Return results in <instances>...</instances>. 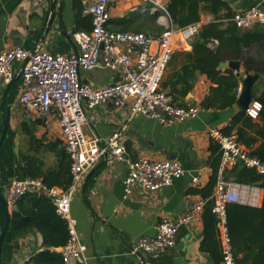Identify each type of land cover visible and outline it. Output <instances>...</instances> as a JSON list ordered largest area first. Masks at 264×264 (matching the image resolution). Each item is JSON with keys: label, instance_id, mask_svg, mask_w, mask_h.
Returning a JSON list of instances; mask_svg holds the SVG:
<instances>
[{"label": "crops", "instance_id": "0c3cea01", "mask_svg": "<svg viewBox=\"0 0 264 264\" xmlns=\"http://www.w3.org/2000/svg\"><path fill=\"white\" fill-rule=\"evenodd\" d=\"M167 1L160 0L165 6ZM223 1L235 13L259 4V0ZM50 2V0H0V53L16 46L31 52L45 51L63 56L77 52L72 33L79 30L88 31L91 28L90 23H85L84 18L78 19L77 14L86 17L83 10L92 0H56L53 20L48 26ZM150 7H153V4L145 0H113L109 5L108 28L111 31H118V25L125 22L124 19L142 21L143 16H151L143 11ZM211 18L209 14H202L201 23L206 24ZM156 25L162 31L157 21ZM188 50L190 47L185 51ZM20 66V63H14L11 81L0 86L1 106L10 97L6 92L9 86L15 81L17 85L15 96L7 107L10 113L9 128L0 147V192L3 196L13 179L27 178L24 175L23 158L27 156L38 158L43 162L41 169L47 170L56 167L59 152L64 150L56 114L51 112L42 115L30 111L19 101L23 89ZM243 73L244 68L240 65L239 74L243 76ZM80 78L83 83L101 87L116 82L120 75L117 70L103 67L99 60L93 70L80 72ZM211 86L206 76L198 75L193 90L184 99L186 106H199L197 117L171 126L161 125L142 116H135L129 120L127 108L98 106L85 109L86 121L83 131L88 138L104 141L125 127L121 134V143L129 159L144 157L161 161L170 159L173 155L174 160L183 167L184 173L174 179L170 186L162 187L155 192L138 188L126 197L122 183L127 170L126 164L121 162L106 164L99 161L84 176L71 200V213L77 221L76 228L81 240L86 245V260L81 263L75 261L72 264H140L135 256L129 254V249L136 239L156 235L157 226L164 219H178L185 210L187 197H201L191 191L203 189L211 176L208 147L212 138L209 131L218 129L221 132L229 125L231 118L241 110L237 102L224 110L203 108L201 101ZM263 89L264 79L259 76L253 85L252 94L259 95ZM237 129L248 144L241 145L248 154L264 150V118L259 116L258 119L251 120L249 125L241 123ZM236 130H233L232 134L236 135ZM29 131L40 141L35 145L36 149L29 145L26 136ZM65 154L71 166V161L66 152ZM95 169L98 170V174L87 187L88 177ZM230 169L232 167L228 168ZM196 175L199 177L198 184L192 182ZM35 180L42 182L41 178ZM52 187L61 189L58 186ZM246 187L258 192V202L256 205L233 203L250 207L248 209L251 210L249 213L244 212L246 215L243 217L244 238L235 246V250L237 260L241 264H252L259 252L257 237L263 238L264 235L262 219L255 212L261 207L264 190ZM30 193L40 192L32 191L27 194ZM15 209L16 207L10 210V213ZM201 217L200 215L190 224L181 225L177 230L174 246L158 255L147 257L149 264H216L210 255L201 249L204 237ZM237 220L239 221L240 217ZM1 227L0 223V231ZM221 228L222 225L218 224V240ZM42 242V235L35 229L24 235L7 230L2 242L0 264H31L33 255L45 249ZM55 251L59 252L60 248Z\"/></svg>", "mask_w": 264, "mask_h": 264}, {"label": "built area", "instance_id": "2783aa9c", "mask_svg": "<svg viewBox=\"0 0 264 264\" xmlns=\"http://www.w3.org/2000/svg\"><path fill=\"white\" fill-rule=\"evenodd\" d=\"M112 1L92 0L84 8V15L91 18V28L72 33V39L78 48L73 55L31 52L21 46L0 53V86L11 81L13 65L20 63L23 89L19 101L30 111L42 115L51 112L56 114L64 150L71 161V184L66 190L47 187L40 180L13 179L4 196L9 211L16 207L25 194L32 191L40 192L51 200L56 213L67 226L68 240L59 251L62 264L86 260V245L77 231V221L71 213L70 204L84 176L99 161L106 164H126L127 170L122 180L126 197L134 189L155 192L170 186L174 179L184 173L181 164L174 159H129L121 143L125 127L104 141L88 138L83 131L85 109L98 106L127 108L129 120L142 116L164 126L185 122L197 117L199 113L197 105L178 106L170 94L161 90L160 85L173 53L190 47L201 21L178 28L172 23L165 4L160 0H145L152 3L153 7L143 11L155 17L162 28L159 34L111 31L108 25L109 5ZM263 5L264 0H259V4L236 12L230 21L240 29L264 25ZM99 60L103 67L117 70L119 80L101 87L83 83L80 72L93 70ZM239 91L240 89L238 94ZM262 108L261 102L253 99L245 114L252 120L258 119ZM209 133L220 151L217 179L211 197L214 202L212 212L222 225V264H234L225 227V206L230 203L256 205L258 192L225 180L224 173L228 168L242 163L244 167L254 169L264 176V162L249 155L236 141L234 134L223 135L218 129H211ZM192 182L199 183L198 175L193 177ZM205 202L201 197H187L185 210L178 219H164L158 224L156 235L138 237L130 247L129 254L135 256L140 264H149L147 257L158 255L174 246L177 230L181 225L190 224L202 215Z\"/></svg>", "mask_w": 264, "mask_h": 264}, {"label": "trees", "instance_id": "16d2710c", "mask_svg": "<svg viewBox=\"0 0 264 264\" xmlns=\"http://www.w3.org/2000/svg\"><path fill=\"white\" fill-rule=\"evenodd\" d=\"M166 9L172 23L178 28L199 23L202 14L212 16L211 21L201 24L198 33L190 42V50L175 51L165 70L160 88L170 94L178 106L186 107L184 99L193 90L198 75L206 76L212 84L209 90L210 109L224 110L235 105L239 95V75L230 68L219 70V65L226 61H239L245 71L250 74H258L264 79V25H255L249 29L237 28L230 21L235 12L223 0H168ZM80 16V13L77 14L78 19L84 18L85 23L91 25L89 16ZM124 20L125 22L118 25V31L127 32L132 27L140 28L142 22L149 24L150 20H155V17L148 16L142 21ZM16 87L15 81L6 90L10 97L0 106V120L4 118L5 109L15 96ZM252 96L254 100L261 102L263 108L260 117L264 118V89L259 95L253 93ZM251 120L246 116L245 111L240 110L231 118L229 125L221 130V133L230 135L233 130L238 128L239 124L249 125ZM235 134L236 141L240 145L248 146L239 129ZM26 136L30 147L36 149L35 145L40 141L35 139L31 131ZM208 150L210 152L208 164L212 171L209 182L203 189H196L191 193L199 194L206 200L201 215L204 230L201 249L210 255L214 263L219 264L223 261L221 241L218 240L217 232L219 219L212 212L214 202L211 195L217 179L220 151L213 139L209 142ZM249 155L264 162V150H257ZM23 160L25 162V177L41 178L47 187L58 186L63 190L69 187L71 183L70 162L63 149L59 152L58 164L51 169L42 170L43 162L33 156H27ZM97 169L93 170L88 177L87 187L92 178L98 174ZM224 178L240 185L264 190V176L259 175L254 169L244 167L242 163H237L232 169L225 171ZM248 208L250 207L233 203L225 206V227L234 264H241L237 260L235 246L244 238L242 233L243 217L246 216L244 215L245 211L248 213L251 211ZM255 212L260 215L263 222L264 198L261 207ZM238 217H240L239 221ZM3 222L4 212L0 204L1 225ZM33 229L42 235V244L45 249L33 255L31 264H62L61 254L55 250L66 244L68 240L67 226L56 213L51 200L42 193L25 194L17 202L16 209L10 213L8 231L24 235ZM262 229L264 233V224H262ZM257 240L259 252L254 257L252 264H264V235L263 238L258 236Z\"/></svg>", "mask_w": 264, "mask_h": 264}, {"label": "water", "instance_id": "95a60500", "mask_svg": "<svg viewBox=\"0 0 264 264\" xmlns=\"http://www.w3.org/2000/svg\"><path fill=\"white\" fill-rule=\"evenodd\" d=\"M50 1H51L50 2V17L48 19V24H47L48 26L51 25L52 20H53L56 0H50ZM240 65L241 64L239 61H226L219 65V70H225L226 68H230L234 70L236 74L239 75L240 91H239V95L237 98V104L241 110L245 111L248 105L253 100L252 88H253L254 83L259 78V75L250 74L244 70L243 76H241L239 74ZM201 106L205 109L209 108L210 106V93L209 92L203 97L201 101ZM9 121H10L9 108H6L4 118L0 120V147L5 139L7 130L9 128ZM170 159H175V157L172 155ZM0 204L4 212V222L2 224L1 231H0V257H1L2 242L7 233V230L9 229V221H10V211L6 205L4 196L1 192H0Z\"/></svg>", "mask_w": 264, "mask_h": 264}, {"label": "rangeland", "instance_id": "374dc122", "mask_svg": "<svg viewBox=\"0 0 264 264\" xmlns=\"http://www.w3.org/2000/svg\"><path fill=\"white\" fill-rule=\"evenodd\" d=\"M144 18L147 16H143ZM144 22L141 23L140 28H130L129 31H138L142 33H150V34H158L160 33L161 29L156 25V21H151L149 24H143Z\"/></svg>", "mask_w": 264, "mask_h": 264}]
</instances>
